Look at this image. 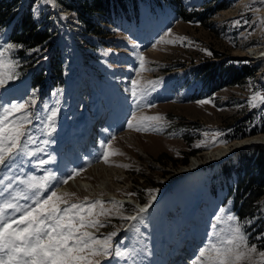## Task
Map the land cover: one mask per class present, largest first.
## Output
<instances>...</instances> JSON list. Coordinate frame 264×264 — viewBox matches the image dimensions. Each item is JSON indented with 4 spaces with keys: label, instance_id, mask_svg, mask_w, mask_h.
<instances>
[{
    "label": "rangeland",
    "instance_id": "obj_1",
    "mask_svg": "<svg viewBox=\"0 0 264 264\" xmlns=\"http://www.w3.org/2000/svg\"><path fill=\"white\" fill-rule=\"evenodd\" d=\"M8 1L13 0H0ZM21 1L18 7L13 8L14 14L0 22V52H4L6 62L14 65L10 69L0 68L2 73L14 74L7 84L0 86V118L5 115L4 109L13 104L25 105L20 112L8 116L9 122L19 120L24 125L25 136L20 150L5 164L0 204L18 203L24 209L33 206L36 199L47 198L52 192L67 201V205L90 206L101 201L92 209L91 215L87 207L74 210L89 220L99 221L97 227L82 231L94 234L101 241L108 239L109 254L94 258L99 259L100 264H163L161 257L157 258L158 253L155 254L156 242L161 228L172 227L173 222L179 220L180 212L186 214L183 221H189L188 215L192 219L194 217L199 229L193 225L195 236L199 235V238H195V247L186 257L190 264H213L215 249L234 247L226 243L229 239L240 244L239 250L245 253L244 259L236 264H264V256L260 255L264 253V197L258 203L263 232L250 235L258 229L260 222L255 217L247 220V225L251 226L249 232L244 221L235 216L231 201L226 198L230 180L219 171L220 165L229 160L217 163L223 156L216 153L220 147L233 145L231 150H225V156L259 144L264 147V143L258 141L247 146L236 147L234 144L254 135L264 136L261 131L237 136L258 127L264 119V104L252 107L250 103L253 93L264 95V0H216V3L224 4L219 10L214 9V4L203 7L211 0H203L202 3L195 0L190 4H200L190 9L198 15L189 20L167 4L171 0H136L137 6L125 0V9L123 6L109 9L113 25H103L97 14H93L91 21L103 26L98 34L95 30L85 33L82 28L81 40L73 33L77 32V26L69 22H78L77 13L67 9L66 3L71 4L70 0H37L29 11L33 22L38 24V30L45 26L49 28L50 43L44 48H29L11 38L16 26V33H21L19 14L26 8L28 0ZM115 18L123 21L115 23ZM73 40L79 45H74ZM8 44L17 47L7 50ZM213 51L221 54L216 60L223 59L225 66L234 63L253 68V76L244 77L242 84L227 82L219 85L216 82L210 85L200 81L196 68L211 60ZM141 56L144 57L143 66ZM82 60L86 64L89 62L96 74L105 75L106 78L93 76L87 69L90 79L95 78L90 84L91 89L102 86L101 93L108 95L104 100L107 109L112 104L121 107L119 99L114 95L109 98V95L114 85H123L129 114L98 137L99 147L98 150L96 147V161L92 166L75 176L74 182L60 179L56 183L50 147L60 141L57 138L62 134L65 123H69L68 111L71 109L68 101L59 100L65 82L63 68L67 61L82 64ZM111 63L117 66L113 67ZM41 74L45 83L36 85ZM51 76L54 79H50ZM161 82L160 93L170 91L168 88L173 86L175 96L163 94L148 100L143 93ZM91 98L96 100L93 95ZM153 117L159 119H147ZM129 122L133 125L131 128ZM196 150L187 158L186 166L173 164L175 159ZM162 153L171 155L174 161L166 165L157 162L156 158ZM207 156L208 159L204 160ZM192 158L199 159L200 163L195 172L199 184L195 186L203 184L198 189L188 188L184 183L183 173H192L185 169ZM231 159L236 161L238 155ZM211 160L214 163L201 167L202 162ZM141 172L159 182L158 186L150 189L144 179L138 180L140 184L137 187L147 193V206L143 212L137 208L140 201L131 190L134 173ZM81 180L91 184L84 182L86 186H83L78 182ZM167 180L171 181L168 189L164 186ZM30 182L43 183L44 187L30 189ZM60 188L62 191L57 190ZM162 188L168 190L164 196L159 200L152 199ZM25 196L29 199L25 200ZM126 200L130 201L126 203ZM67 205L62 203L59 206ZM172 208H177L174 209L176 217L173 214L176 219L168 216V209ZM21 214L6 210L7 216L19 217ZM128 214L136 219H128ZM189 225L190 222L187 223ZM237 227L239 233L234 231ZM249 236H253V242ZM252 248L254 252L249 251ZM157 259L160 262L157 263Z\"/></svg>",
    "mask_w": 264,
    "mask_h": 264
},
{
    "label": "snow or ice",
    "instance_id": "obj_2",
    "mask_svg": "<svg viewBox=\"0 0 264 264\" xmlns=\"http://www.w3.org/2000/svg\"><path fill=\"white\" fill-rule=\"evenodd\" d=\"M13 47L17 46L8 44L7 50ZM3 57L4 52H0V68L14 67ZM140 60L143 66L144 57L141 56ZM13 75L11 72H0V86L7 84ZM133 95H136L135 90ZM201 103H207V101ZM250 103L252 107L264 104V95L259 92L253 93ZM24 107V104H13L10 108L4 109L5 115L0 118V165L13 159L20 150L21 140L25 136L24 125L19 120L9 122L8 116L20 112ZM147 119H159V117ZM132 126L129 122V127ZM107 157L106 152L105 162H107ZM40 163L43 164L45 161H40ZM47 179L46 177L45 180ZM43 187L44 184L40 182L29 183L30 189ZM23 198L29 199L27 196ZM62 203L67 205V201L52 192L47 198L36 199L33 201V206L24 209L18 203L0 204V264H100V260L94 258L109 254L108 239L101 241L94 234L82 231L88 227H97L99 221L89 220L84 215H80L79 211L74 210L87 207L88 214L91 215L92 209L102 202L95 201L90 206L72 203L61 208L59 205ZM8 209L22 214L19 217L7 216L6 210ZM140 211L143 212L145 209ZM128 219L135 220L136 217ZM229 219H234V217H229ZM234 231L239 233L240 230L237 227ZM239 239L243 238L239 237ZM226 243L234 247L215 249L216 257L213 264H236L244 259L245 253L239 250L240 244L233 239L227 240ZM249 251L254 252L255 249L252 248ZM260 255L264 256V253ZM201 256H204L203 252Z\"/></svg>",
    "mask_w": 264,
    "mask_h": 264
},
{
    "label": "trees",
    "instance_id": "obj_3",
    "mask_svg": "<svg viewBox=\"0 0 264 264\" xmlns=\"http://www.w3.org/2000/svg\"><path fill=\"white\" fill-rule=\"evenodd\" d=\"M21 0L8 1L6 3L0 2V22L5 19L7 16H12L15 11L12 12L13 8L18 7ZM37 0H28V4L24 11L19 14V27L21 33H16L17 26L15 27L14 33L12 30V40L16 42H22L26 47L33 48L35 46H44L50 43V34L48 33V27L38 30V24L33 22L29 8ZM70 3H66L67 9L72 10L77 13V19L80 23H83L84 32H93L94 30L99 33V28H102L103 25L114 24L110 17V11L112 7L123 6L125 9L124 1L125 0H70ZM166 2L167 0H163ZM169 1V0H168ZM22 2V1H21ZM131 4L137 6L136 0H130ZM216 0H211V2L206 3L203 7H208L211 4H214L213 7L215 10L222 9L224 4L216 3ZM69 4V5H68ZM168 5H171L176 12L182 16L185 20H189L192 16L198 15V12L195 10H186L180 3V0H171L167 2ZM93 14H97V17L102 21L103 25H98L91 21ZM116 16H119V13L116 12ZM124 17V16H123ZM211 60L202 62L199 67L196 68V74L199 80L203 81L206 84H212L219 82L220 84L229 83V84H242L244 77L253 76L254 69L248 67V65H235L231 63L230 65L224 64V60H216L221 57V54L217 51H213ZM238 60V59H231ZM52 61L55 63L54 58ZM216 61V62H215ZM50 79H54L53 76ZM45 83L43 74L39 75V82L36 85H43ZM261 124L252 129L250 132H243L240 135H249L254 134L255 132H264V119H261ZM248 133V134H246ZM187 139V138H186ZM196 151L187 152L184 156L179 159H172L171 155L166 153L159 154L156 158L157 162H161L162 165H166L168 162L173 163L175 166L184 165L187 163V158L189 155L193 154ZM229 160L220 165V173H222L227 180H230L226 188V198L231 201L232 211L238 220L244 221L246 229L250 232V225H247V220L255 217L260 222L258 229L254 232H250V235L254 233L263 232V224L261 222V217L259 214V199L264 197V147L261 145H256L254 148L249 150L239 151L238 159L234 162ZM154 171V167H152ZM133 177L134 193L135 198L141 203L146 202L147 193L137 187L140 183L138 180L140 178L144 179L146 182V187L154 189L158 186L159 182L153 180L152 177H149L144 172L134 173ZM162 175V174H161ZM138 188V189H137ZM264 206V204H263ZM250 242H253V236H249Z\"/></svg>",
    "mask_w": 264,
    "mask_h": 264
},
{
    "label": "bare ground",
    "instance_id": "obj_4",
    "mask_svg": "<svg viewBox=\"0 0 264 264\" xmlns=\"http://www.w3.org/2000/svg\"><path fill=\"white\" fill-rule=\"evenodd\" d=\"M184 1L187 3L188 6H190V5L191 6H193V5L194 6H197L200 3H202L203 0H199L200 3L197 4V5L196 4H190L191 2H194L195 0H184ZM73 33L74 34H77L78 35L77 38H78V40H80L79 31L77 30V32H73ZM72 43L73 44L75 43L74 40L72 41ZM78 43H75L74 45L77 46ZM121 69H122V67H121ZM128 73H130V71ZM120 82H123V81L121 80ZM80 83L81 82L76 77H73L72 79H70V81H68L66 84H64L63 87H62V89L60 90V93H59V95H60L59 97L60 98H59V100L60 101H68V104L70 105V108L71 109L76 110V111H78L80 109V110L84 111V114H86L85 113V106H84V104H85V100L84 99L85 98L82 95V89H81V86H80L81 84ZM112 90L113 91H111V93L109 95V98H112V95H114L116 98L119 99V102L122 105H121V107H118L117 105H113L112 104L111 107L108 108V117L109 118L123 117L124 114H125V112H126V108H127L126 103H125L126 102L125 101V99H126L125 91L126 90L123 88V85L122 84H120V85H114L113 88H112ZM74 104H75L76 107H74ZM104 106L107 109V105L105 103H104ZM98 108H100V110L102 109V106L100 105L99 102H98ZM112 109H114L116 111L115 116L112 114V112L109 114V111H111ZM82 116H83V114H82ZM92 118L96 120V110L92 114ZM90 123L91 122L87 121V124L90 125ZM93 128H94V126H93ZM94 131H96V130H94ZM94 131H91L90 134L86 137V142H77L76 139H77L78 136H75L74 134H70V135L68 134L65 137V140H67V141L70 140V142H67V144H65L64 146H62L63 145V143H62L63 140L61 138L60 141L57 143V145L55 147H53V149H52V154L54 156L53 168H54V173L56 175V179L57 180L65 177L68 173H70L78 165V162L80 161L81 157L88 155V153H90V152H96V143H99V140H96V134L94 135ZM94 136H95V141H93L94 140V138H93ZM89 141H93L94 144H92L93 142L92 143H89ZM255 141L264 143V136H262V135H258V136L257 135H254L253 137H251L249 139L247 138V139L235 141L234 144H235L236 147L237 146H242L244 144H246V146H247V144L252 145V143H255ZM233 146L232 147H227V148L226 147H220L221 149H219L216 153L218 155L223 156V158L220 159V160H218L217 163H220V162L225 161L226 159H229L230 157H228V156L234 154L233 152H232V154H230V152H229V155L225 156L226 155V152H227L225 150H231L233 148ZM208 157L209 156L204 157L205 158L204 160H207ZM209 163L210 164L211 163H214V161L211 160L209 162L208 161L207 162H204V163L202 162L203 165L201 167L207 166V165H209ZM5 164L0 165V187L1 188H2V185H3V181H4V175L6 174ZM197 164L198 165L200 164L199 163V159L192 158L190 160L189 166L187 168H185V169L191 170L192 173H189V174H186V172L183 173L184 170H182V172H181V173H183V175L185 174V176H184L185 180H187L188 178H190L189 179V186H191L193 183L194 184L192 186H195L196 184H199V177L195 173L198 170V165ZM185 166H186V164H185ZM97 167L98 166H93L92 168H97ZM183 167H184V165H183ZM195 167H197V169H195ZM75 180H76V178L73 177L72 178V181L74 182ZM84 180H81V181H83L82 183H81V181H78L79 184H82L83 186H86V183H84V182H87V181H84ZM70 181L71 180H69V182ZM195 181H197V182H195ZM87 183L88 184H91L90 181H88ZM170 183H171V181L170 180H167L164 183L165 184L164 186H167V189H168ZM70 185H71V183H70ZM167 189L162 188V190H160L157 193H155V196H153L152 199H154V198H157L158 199L159 197L164 196L163 193ZM57 190L58 191H62V188L57 189ZM145 203L144 204H141V203H138L137 202V205H138V207L140 209H144L147 206V204H145ZM127 216L131 217L132 215L128 214ZM181 220L182 219L179 218L178 221L176 220V222H173L172 227L174 229H176V227L179 228V226H180L179 221H181ZM181 227H182V229L185 228V232H181L180 235H179V237L182 239L183 237H187L186 228H188L189 226H187V224H185L183 226L181 225ZM172 238H175V236L172 237ZM175 240H176V238H175ZM193 242L195 243L196 242V239ZM165 246H168V251L172 254L171 257L168 256V253L165 250ZM156 248H157V252L155 254L158 253L159 256H157V258L161 257L160 258V261H162L163 264H168L169 261L171 262L169 264H179V263L182 264V263H184V261L187 260L186 257L189 256V254L186 253L183 248H182V250L181 249H179V250L177 249V246L175 245L174 240H173V243H171V244L168 243V239L165 237L164 232H163L162 236L160 237L159 242L156 245Z\"/></svg>",
    "mask_w": 264,
    "mask_h": 264
},
{
    "label": "water",
    "instance_id": "obj_5",
    "mask_svg": "<svg viewBox=\"0 0 264 264\" xmlns=\"http://www.w3.org/2000/svg\"><path fill=\"white\" fill-rule=\"evenodd\" d=\"M184 2H185V1H184ZM185 3H186V2H185ZM186 4H187V3H186ZM259 145H261V144H259ZM244 148H245V147H244ZM240 149H242V148H240ZM237 152H238V151H237ZM237 152H236V153H234L233 155H229L228 157H230V158H232L233 156H234V157H237V155H238V153H237Z\"/></svg>",
    "mask_w": 264,
    "mask_h": 264
}]
</instances>
